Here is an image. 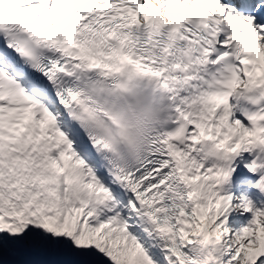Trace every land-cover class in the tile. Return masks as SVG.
Returning a JSON list of instances; mask_svg holds the SVG:
<instances>
[{
    "label": "snow or ice",
    "instance_id": "6c2138e0",
    "mask_svg": "<svg viewBox=\"0 0 264 264\" xmlns=\"http://www.w3.org/2000/svg\"><path fill=\"white\" fill-rule=\"evenodd\" d=\"M0 264H264V0H0Z\"/></svg>",
    "mask_w": 264,
    "mask_h": 264
}]
</instances>
